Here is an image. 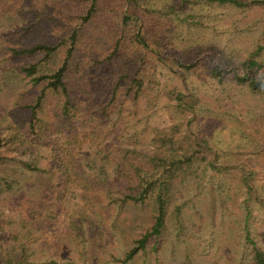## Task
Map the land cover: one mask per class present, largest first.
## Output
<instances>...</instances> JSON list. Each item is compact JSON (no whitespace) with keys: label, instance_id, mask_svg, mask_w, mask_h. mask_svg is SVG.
Wrapping results in <instances>:
<instances>
[{"label":"rangeland","instance_id":"rangeland-1","mask_svg":"<svg viewBox=\"0 0 264 264\" xmlns=\"http://www.w3.org/2000/svg\"><path fill=\"white\" fill-rule=\"evenodd\" d=\"M170 1L150 0L155 6ZM17 19L7 18L0 25V108H10L17 94L29 87L12 73L13 61L1 55L2 38L20 25ZM175 19L180 46L215 45L234 60L258 52L264 60V5L196 0ZM159 79L153 101H142L138 108L122 91V109L115 106L90 126L80 123L63 131L54 143L62 145L61 157L51 145L23 157L35 162L39 171L18 164L9 171L15 180L12 188L0 183L2 248L27 243L31 264H106L109 252L120 253L121 231L139 229L142 220L135 209L120 204L123 186L114 173L113 156L106 155L109 148L115 156L126 148L153 151L151 129L175 121L174 102L163 94L174 87L198 96L190 129L209 140L214 155L195 178L176 184L174 202L184 205L181 224L171 222L159 252L139 255L129 264H173L185 254L203 264H236L234 258L243 253L245 227L264 249V99L215 79H182L165 67L159 68ZM95 87V82L88 87L93 93L88 91L85 99L96 101L100 91ZM84 107L88 114L91 109ZM59 165L69 167L68 178ZM242 177L251 181L252 196ZM73 221L82 227L78 243ZM89 232L97 238L92 259L87 255Z\"/></svg>","mask_w":264,"mask_h":264},{"label":"trees","instance_id":"trees-1","mask_svg":"<svg viewBox=\"0 0 264 264\" xmlns=\"http://www.w3.org/2000/svg\"><path fill=\"white\" fill-rule=\"evenodd\" d=\"M209 1L236 7L264 5V0ZM194 2L171 0L155 6L150 0H0V25L10 17L21 22L2 38V58L11 59L12 73L29 84L10 108H0V172L6 174H0V183L12 188L15 180L9 171L17 164L39 171L35 162L23 157L46 145L61 157L63 147L54 145L55 139L75 129L74 125L90 126L115 106L122 109V91L138 108L142 101H153L160 86V67L182 79L192 76L245 87L264 99V60L258 52L234 60L215 45L178 44L175 17ZM94 82L93 90L100 91L95 102L85 99L88 91L93 93L88 87ZM163 94L174 102L175 121L151 129L153 151L126 148L115 156L108 149L106 156H113L114 173L123 186L119 202L135 209L142 223L139 229L121 231L123 249L109 252L106 264H129L139 255L159 252L171 222L181 224L184 205L174 202L176 184L195 178L214 155L209 140L190 129L193 118L189 116L196 110L198 96L174 87ZM84 106L91 109L88 114ZM130 153L141 157L131 158ZM59 167L68 178L69 167ZM242 182L252 196L249 178L242 177ZM73 222L78 243L82 227ZM86 243L92 259L97 248L94 233L89 232ZM241 246L236 264H264V249L248 227ZM29 262L27 243L0 245V264ZM173 264L203 263L185 254Z\"/></svg>","mask_w":264,"mask_h":264}]
</instances>
